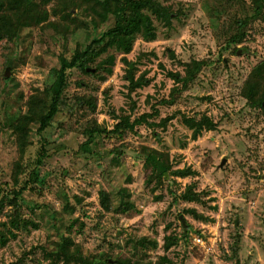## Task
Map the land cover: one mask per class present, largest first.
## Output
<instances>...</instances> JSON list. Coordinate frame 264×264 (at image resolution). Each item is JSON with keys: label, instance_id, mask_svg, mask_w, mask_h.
<instances>
[{"label": "rangeland", "instance_id": "obj_1", "mask_svg": "<svg viewBox=\"0 0 264 264\" xmlns=\"http://www.w3.org/2000/svg\"><path fill=\"white\" fill-rule=\"evenodd\" d=\"M163 4L176 15L172 25L154 20L156 39L138 36L126 56L135 79L148 85L130 91L127 63L114 49L89 64L92 74L69 70L66 109L43 132L44 142L37 131L60 58L70 59L112 21L97 32L78 24L80 29L63 35L61 27L50 24H61V18L52 17L14 41L0 39V264H45L42 249L61 240L110 264L119 259L160 264L164 255L172 264H264V115L241 94L264 61V22L247 23L244 39L233 45L236 21L253 15L250 0ZM111 56L115 64L95 74ZM192 61L206 66L185 90L173 91L181 86L169 75H185L184 65ZM33 95L44 105L32 108ZM82 97L96 109L85 102L75 105ZM153 113L148 119L153 127L145 123L113 133L121 117L132 122ZM203 116L217 129L194 139L183 117ZM97 128L105 132L83 147ZM22 142L28 144V171L42 146L48 154L39 182L23 195V222L17 228L15 208L1 191L13 188ZM181 170L191 174L177 176ZM189 186L201 202L180 198ZM101 192L109 194L110 211L101 206ZM122 199L135 208L116 212ZM168 236L179 243L165 252Z\"/></svg>", "mask_w": 264, "mask_h": 264}, {"label": "trees", "instance_id": "obj_2", "mask_svg": "<svg viewBox=\"0 0 264 264\" xmlns=\"http://www.w3.org/2000/svg\"><path fill=\"white\" fill-rule=\"evenodd\" d=\"M54 0H0V39H7L14 41L18 38L25 29H30L36 26H41L47 23L50 18H58L59 23L53 24V27L62 28L63 35L66 32L80 29V26L85 31L89 32L90 27L93 32H97L102 25L112 21L111 27L103 33H97L95 37L89 39V42L81 49L76 50L69 59L65 56L60 58V68L55 71V81L45 91L49 96L48 110L44 113L41 120L37 135L44 142L43 132H45L52 124L60 111L66 109L65 93L68 88V71L77 69L83 74H92L89 72V64L94 63L96 59L114 49L117 53H121L123 62L127 63V77L129 82V89L131 92L136 89L143 88L148 85L147 80L135 79V73L130 68L131 63L126 59V56L132 53L135 41L138 36L144 40L156 39V27L154 20L163 23L170 27L174 18V12L171 7L163 4L170 0H96L93 3H83L79 0H55L56 5L47 9V5ZM253 15L249 20H238L236 25L238 27L237 34L231 38L229 44L235 45L244 39L245 33L242 30L246 28V24L255 23L258 21L264 22V0H250ZM56 24V25H55ZM80 26H79V25ZM72 26V27H71ZM106 43L104 45L103 42ZM236 49L233 51L236 53ZM116 58L111 56L104 64H99L96 68V73L105 71L107 65L113 66ZM206 63L202 61H192L184 65L185 75L180 73H171L169 76L181 87L173 91L180 92L185 90L190 83H193ZM242 96L247 100L250 107L258 109L264 115V61L257 66L246 80L242 91ZM81 102L88 104L92 110L96 109V104L85 98H79L74 101L75 105H81ZM29 105L38 109L43 102L37 100V96L33 95L29 99ZM157 114V111H156ZM151 115H141L131 122L130 117H121V121L116 125L114 132L120 135V131H134L139 125L146 123L147 126L153 127L148 122ZM184 118V123L193 131V138L197 139L204 131H215L217 124L209 117L203 116L199 120ZM105 131L102 128H97L90 132L88 141L83 147H88L93 144L97 137L101 136ZM21 155L19 161L15 164L14 173L12 174L13 188H4L1 192L3 198H6L10 204L15 208V215L18 217V222L14 223L17 228L23 222L22 220V205L23 195L25 192L31 190L32 185L37 184L40 180L39 169L44 164L47 158V152L41 148L37 161L31 170L28 171L27 165L24 164L25 148L28 144L20 143ZM156 156H161L157 151L153 152ZM177 176L186 177L191 174L190 170H181L175 173ZM24 175V177H23ZM67 199H69L66 196ZM180 198L186 202H201L198 193L193 192V187L189 186L185 193ZM77 199V198H75ZM101 206L110 211L111 203L109 194L106 192L100 193ZM79 202V201H78ZM69 204V200H68ZM72 208V207H71ZM135 207L133 204L122 199L116 209L118 213H128ZM75 209H71L74 211ZM185 229V228H184ZM189 235L188 230H184L183 237ZM6 241L3 242L5 245ZM179 239L176 236L165 237L164 251L168 252L172 247L178 245ZM52 248H43V258L45 264H110L109 260L98 261L94 256L85 255L83 249L80 247H70L64 241L53 243ZM6 246V245H5ZM114 264H140L133 262L131 259L118 260ZM160 264H172L166 255L162 257Z\"/></svg>", "mask_w": 264, "mask_h": 264}, {"label": "water", "instance_id": "obj_3", "mask_svg": "<svg viewBox=\"0 0 264 264\" xmlns=\"http://www.w3.org/2000/svg\"><path fill=\"white\" fill-rule=\"evenodd\" d=\"M88 71H90V70L88 69ZM8 76H9V69H7V71H6L5 78H7ZM225 162L226 161L222 162L221 167L225 164ZM180 219H181V221L183 223L184 228H186V223L184 222L183 218L181 217Z\"/></svg>", "mask_w": 264, "mask_h": 264}]
</instances>
